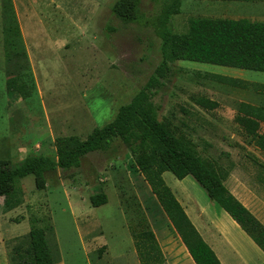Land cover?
Instances as JSON below:
<instances>
[{
  "label": "rangeland",
  "instance_id": "1",
  "mask_svg": "<svg viewBox=\"0 0 264 264\" xmlns=\"http://www.w3.org/2000/svg\"><path fill=\"white\" fill-rule=\"evenodd\" d=\"M113 1L0 0L1 159L15 166L28 153L53 155L58 136L83 139L145 82L159 61V38L149 24L115 19ZM160 2L141 0L144 16L155 15ZM198 16L264 20V0H181L170 27L181 32ZM196 70L264 83V72L175 61L153 96L160 113L200 155L220 165L253 164L251 158L264 165V153L232 120L240 101L262 104L264 96L197 77ZM197 94L215 100L217 107L199 109L190 100ZM161 176L189 218L201 222L204 208L227 235L233 233L190 176L176 179L168 171ZM98 191L106 201L91 206L88 196ZM16 197L12 207L0 198V264H26L31 227L43 229L54 264H138L129 225L153 231L162 264L183 245L118 141L114 148L85 154L77 168L45 173L42 189L26 175ZM180 259L183 264L191 260Z\"/></svg>",
  "mask_w": 264,
  "mask_h": 264
},
{
  "label": "trees",
  "instance_id": "2",
  "mask_svg": "<svg viewBox=\"0 0 264 264\" xmlns=\"http://www.w3.org/2000/svg\"><path fill=\"white\" fill-rule=\"evenodd\" d=\"M180 2L161 0L158 12L147 18L141 9V0L113 1L110 12L120 23L151 25L159 38V61L141 87L118 106L113 117L94 127L83 139L75 135L58 136L54 138L53 155L28 153L15 166L0 158V198L6 206L12 207L18 202L20 179L26 175H32L34 187L42 189L45 173L77 168L85 154L114 148L118 141L129 152L194 264L220 262L164 183L161 176L164 171L176 179L190 176L207 198L225 211L264 253V226L223 184L231 163L220 165L211 157L200 155L195 144L160 113V104L153 100L161 79L166 77L170 64L175 61L264 72V20L198 16L191 17L186 28L176 32L170 27V17L178 12ZM193 74L264 96L263 82L206 71L196 70ZM190 100L204 111H211L218 105L201 94L191 95ZM232 120L247 142L264 153V103L240 101ZM251 161L263 168L256 159L251 158ZM88 200L91 206H99L105 203L106 196L98 191L90 194ZM128 229L138 264H162L164 257L153 231L142 224L138 228L129 225ZM27 235L26 264H53L43 229L31 227Z\"/></svg>",
  "mask_w": 264,
  "mask_h": 264
},
{
  "label": "crops",
  "instance_id": "3",
  "mask_svg": "<svg viewBox=\"0 0 264 264\" xmlns=\"http://www.w3.org/2000/svg\"><path fill=\"white\" fill-rule=\"evenodd\" d=\"M230 165V170L223 180L224 186L264 226V193L261 189L264 187V165L262 164L263 168H260L255 163H237L234 161ZM183 210L186 213L185 208ZM220 210V213L231 226L233 231L231 235H227L226 227L220 224V220L216 222L214 221L215 218L207 215L208 211L204 208L201 222L188 217L220 264H264V253L225 211L221 208ZM186 215L189 216L187 213ZM180 246L174 247L176 252L170 253L168 264H183L180 262V257L190 258L184 245ZM188 263L194 264L192 260L186 264Z\"/></svg>",
  "mask_w": 264,
  "mask_h": 264
}]
</instances>
